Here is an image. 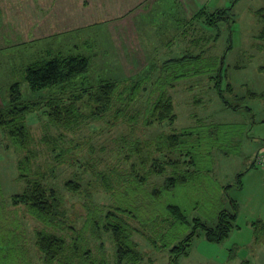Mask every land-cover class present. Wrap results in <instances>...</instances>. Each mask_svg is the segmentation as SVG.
I'll list each match as a JSON object with an SVG mask.
<instances>
[{
    "label": "rangeland",
    "instance_id": "1",
    "mask_svg": "<svg viewBox=\"0 0 264 264\" xmlns=\"http://www.w3.org/2000/svg\"><path fill=\"white\" fill-rule=\"evenodd\" d=\"M170 2L175 0L167 4ZM176 2L177 13L173 8L172 13L177 15L173 17L170 11L164 12L166 0L152 2L163 12L149 18L143 15V7L127 17L72 16L56 20L51 17L54 23L48 25L46 21L41 23L46 17H23L25 21L20 17H1V24L3 19L7 21L0 25V105L4 104L14 81H20L23 92L27 93L21 71L33 59L58 51L89 57L90 69L85 78L77 80L74 90L79 91L86 81L89 85L103 79L118 81L119 94L114 98L112 109L97 117V106L86 94L77 102L81 114L70 126L51 123L41 111L27 118L34 137L31 167L43 172V182L63 196V205L74 229L81 230L85 222V204L104 211L111 205L113 198L104 181L107 177L113 178L115 170L129 172L132 165L139 172L145 170L140 155L131 150L137 140L143 151L141 155L146 156L147 142L159 134L195 127L200 133V144L187 147L192 149L195 160L191 181L167 191L158 204L181 205L190 220L199 217L208 226H214L222 210H233V200L237 204V216L222 241L208 240L199 230L188 254L181 255L177 264H264V41L257 37L263 26L258 12L264 9V0ZM223 7H231L232 17L220 18L213 27L195 18L202 8L208 14ZM174 18L177 20L173 22ZM162 21L175 26L165 30L167 27L162 26ZM21 23L23 27L32 23H35L33 28L38 27L28 32L27 28H19ZM187 52H199L209 58L201 57L193 64L176 67L175 72L197 68L200 72L189 73L167 88L177 115L175 122L143 124L147 101L156 97L155 88L162 87L156 80L169 73L162 71V65L168 58L181 57ZM219 72L221 89L231 106L223 102L214 87ZM148 74L149 80L141 85L133 99L129 98L124 85ZM251 92L256 95L252 96ZM211 144L216 147L211 148ZM150 148L153 157H158L161 163L167 155L179 157L167 151L158 153L153 145ZM26 153L0 131V203H5L0 206V213L9 214L10 197L26 188L27 179L19 178L17 167ZM61 154H64L62 160L57 158ZM151 163L152 157L146 166L149 168ZM169 172L168 167L164 174H151L146 186L149 189L161 186ZM68 180L76 181L79 189L71 191L65 185ZM24 212L22 206L17 209L24 216L23 230L28 248L34 253L31 263L46 264L35 245V230L42 224ZM131 224L139 227L134 220ZM190 231L188 225H176L169 231L174 236L162 237L157 233V242L176 240L178 243ZM133 240L144 255L137 264H173L167 248H155L141 233L135 232ZM101 242L107 263L116 264L111 234L103 232L100 240L91 238L90 246L96 254Z\"/></svg>",
    "mask_w": 264,
    "mask_h": 264
},
{
    "label": "trees",
    "instance_id": "2",
    "mask_svg": "<svg viewBox=\"0 0 264 264\" xmlns=\"http://www.w3.org/2000/svg\"><path fill=\"white\" fill-rule=\"evenodd\" d=\"M230 10L231 7H223L206 14L205 9L202 8L195 18L202 19L206 26L211 27L216 25L220 18L231 19ZM258 13L263 26L257 37L264 41V9H260ZM201 57L209 58L203 57L199 52L196 54L187 52L184 56L170 57L164 62L161 69L169 73L156 80L162 87L155 88L153 91L155 93L157 90L156 97L147 101L143 113V124H150L152 121L159 123L168 121L170 124L175 122L177 115L167 88L173 86V81H178L188 76L189 73H199L198 68L196 70L186 69L183 72H175V69L179 65L193 64ZM89 69V57L82 54L68 53L66 55L63 51H58L37 57L28 62L21 71L22 82L24 81L27 86V93L23 92L20 81H14L8 88L4 104L0 105V131L11 140L16 148L27 151L17 164L19 178L27 179L26 188L23 192L10 197L13 208L9 207V214L0 213V264H32L28 252V240L23 230L24 216L17 213L20 206L25 208L26 214L42 224L39 229L35 230V245L46 264H108L103 243H100V250L97 254L90 246L91 238L100 240L103 232L110 233L113 238L116 264H137L144 259V255L133 240L135 232L146 236L155 248H167L173 264H177L181 255L188 254L191 241L199 230L208 240L222 241L228 236L237 216V204L233 200H231L233 210H222L214 226H208L199 217L190 220L181 205L166 203L160 206L158 204L167 191L191 181L190 178L195 171V160L192 149H187V147L200 144V133L195 127L159 134L151 142H147L148 156L141 155L143 151L139 147L140 141L137 140L135 148L131 150L133 149L132 151L140 155L141 166L145 170L139 172L135 165L131 166L129 172L115 170L113 178L107 177L104 181L113 198L111 205L104 211L96 206L91 208L88 203H84L85 222L81 230L74 229L72 219L67 216L66 207L63 205V196L57 189L43 182L42 178L45 177L43 172L33 170L31 167L34 158L31 145L34 137L27 118L41 111L51 123L57 126H70L78 120L81 112L77 107V102L86 94L97 106V117L112 109L114 98L117 93L119 94L120 82L103 79L95 85H89L86 81L79 91L74 90L77 80L85 78ZM218 77L214 87L217 88L223 102L231 106L220 86V72ZM147 80H149V74L143 79L126 83L124 92L133 99L141 85ZM229 90L232 91L230 85ZM66 92H71L68 97L64 96ZM251 95L255 96L256 93L251 92ZM135 121H137L136 118ZM210 129L213 131L214 128L210 127ZM212 131L210 134L214 135L215 132ZM151 145L156 147L155 150L158 153L167 151L179 157L167 155L161 163L158 157H153ZM212 147L216 145L211 144ZM63 156L64 154H61L57 158L62 160ZM150 157H152L153 164L151 163L148 168L146 164ZM168 167L170 172L162 185L149 189L146 186L149 176L164 174ZM27 175H30V178ZM241 175L242 173L237 176L238 184H240ZM65 185L73 192L79 189V184L73 180L66 181ZM0 206H5V203H0ZM159 209H163V212ZM132 220L138 222L139 227L133 226ZM176 225H188L191 231L178 243L172 240L170 243L158 244L157 238L169 235V231ZM169 236L174 235L171 233Z\"/></svg>",
    "mask_w": 264,
    "mask_h": 264
},
{
    "label": "crops",
    "instance_id": "3",
    "mask_svg": "<svg viewBox=\"0 0 264 264\" xmlns=\"http://www.w3.org/2000/svg\"><path fill=\"white\" fill-rule=\"evenodd\" d=\"M153 1L154 0H0V18L11 16L20 17V19L24 20L23 17H46L41 23L43 24V22L46 21L45 25H48L51 23L53 24L54 20L58 17L106 15H123L125 17L133 16L135 13L134 10L137 8L138 10H141L142 7L144 8L143 15L149 18L156 16L157 14L161 15L163 12L156 8L157 6L155 3H152ZM167 1L170 0H166V4L164 6L167 9H164V12L168 14V11H170L171 13L169 14L171 17L174 15L176 16V1L178 0H175L176 4L171 2L167 4ZM172 8L175 9L176 13H172L174 11ZM51 17H53L54 20H51ZM175 20L177 19L174 18L173 22ZM5 21L7 20L3 19V22L2 24L0 23V25L3 26ZM34 25L35 23H32L30 26L23 27V24L21 23V27L19 28L24 30L27 28L28 32H33L38 27L35 26L33 28ZM163 25H166L167 27L165 30H168L171 26V29H173L175 26L167 25V23L162 21V26ZM28 252L30 258H33V251L28 248Z\"/></svg>",
    "mask_w": 264,
    "mask_h": 264
}]
</instances>
